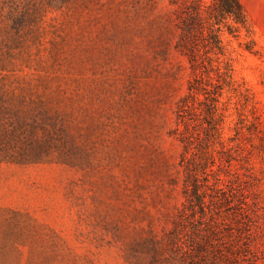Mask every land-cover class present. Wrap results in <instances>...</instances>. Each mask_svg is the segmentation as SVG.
Instances as JSON below:
<instances>
[{
	"label": "rangeland",
	"instance_id": "374dc122",
	"mask_svg": "<svg viewBox=\"0 0 264 264\" xmlns=\"http://www.w3.org/2000/svg\"><path fill=\"white\" fill-rule=\"evenodd\" d=\"M240 1L259 51L223 34V58L249 88V101L224 90L218 105L224 146L215 143L209 180L229 196L224 212L240 263L264 264V133L252 136L245 127L236 133L253 120L250 101L264 123V0ZM5 11L4 88L29 82L30 92L49 97L56 115L43 148L0 146V264H151L135 244L151 230L161 236L169 224L165 210L182 200V147L169 131L191 71L174 48L173 6L58 0L26 35V49L11 43ZM193 123L203 134L201 115ZM154 264L182 262L163 251Z\"/></svg>",
	"mask_w": 264,
	"mask_h": 264
},
{
	"label": "trees",
	"instance_id": "16d2710c",
	"mask_svg": "<svg viewBox=\"0 0 264 264\" xmlns=\"http://www.w3.org/2000/svg\"><path fill=\"white\" fill-rule=\"evenodd\" d=\"M57 1L0 0V8L6 7L3 16L12 32L11 43L26 49V35L37 31L47 7ZM168 3L173 6L178 31L174 48L186 57L191 71L186 91L176 101V126L169 131L182 147L178 161L182 170V200L165 210L169 224L162 235L151 230L135 244L136 249L149 253L151 264L163 251L179 258L182 264H241L235 246L237 239L224 212L229 207V196L218 180L210 182L209 175L215 163V143L224 146L218 111L224 90L249 101V88L235 78L232 63L223 58L227 53L223 34L242 37L239 45L257 54L254 27L240 0H168ZM23 59L30 66V56ZM5 68L0 62V69ZM32 87L25 82L7 89L0 78L1 147L17 146L24 151L28 147L41 149L47 144L40 140L54 130L56 110L48 96L30 92ZM250 103L253 120L250 125L237 128L236 133L244 134L245 127L252 136H258L259 132L264 133V123L255 103ZM195 115H201V124L205 123L203 134L194 128ZM46 123L51 125L48 127ZM32 135L35 139L26 143ZM20 159L25 161L28 157ZM177 183L174 176L169 177L170 185Z\"/></svg>",
	"mask_w": 264,
	"mask_h": 264
}]
</instances>
